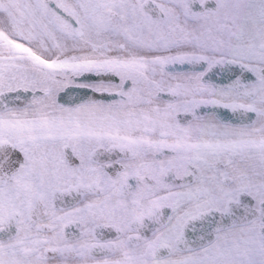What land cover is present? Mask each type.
Here are the masks:
<instances>
[{
    "label": "snow or ice",
    "instance_id": "snow-or-ice-1",
    "mask_svg": "<svg viewBox=\"0 0 264 264\" xmlns=\"http://www.w3.org/2000/svg\"><path fill=\"white\" fill-rule=\"evenodd\" d=\"M0 264H264V0H0Z\"/></svg>",
    "mask_w": 264,
    "mask_h": 264
}]
</instances>
